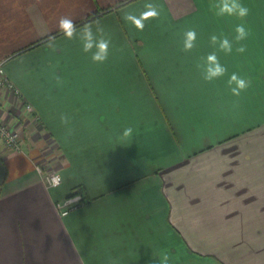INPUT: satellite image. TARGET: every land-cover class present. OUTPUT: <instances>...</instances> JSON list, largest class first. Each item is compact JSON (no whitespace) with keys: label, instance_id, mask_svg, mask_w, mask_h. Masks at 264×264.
Masks as SVG:
<instances>
[{"label":"crops","instance_id":"0c3cea01","mask_svg":"<svg viewBox=\"0 0 264 264\" xmlns=\"http://www.w3.org/2000/svg\"><path fill=\"white\" fill-rule=\"evenodd\" d=\"M146 2L0 0V63L20 95L0 89V123L21 134L17 148L0 139V264H158L162 251L169 264H264V0H241L243 21L217 17L215 0H152L160 17L138 31L123 17ZM63 16L78 29L99 22L107 61L63 36ZM240 23L246 51L218 53L228 73L205 82L196 63L214 50L210 36L233 39ZM233 72L250 84L239 97ZM129 126L132 140L119 139ZM38 165L58 170L60 186ZM75 191L85 202L61 215L54 202Z\"/></svg>","mask_w":264,"mask_h":264},{"label":"clouds","instance_id":"9594fccd","mask_svg":"<svg viewBox=\"0 0 264 264\" xmlns=\"http://www.w3.org/2000/svg\"><path fill=\"white\" fill-rule=\"evenodd\" d=\"M143 7L144 11L140 12L139 15L133 12H126L123 17L126 22L131 23L138 31L144 30L145 21L159 19L161 14L159 6L152 2V0H148ZM210 8L215 10V15L217 17L235 16L241 21H243L250 12V9L243 4L241 0H215V2L210 5ZM93 26V22H89L83 24L78 29L73 19L67 16L61 17L58 21V28L67 40H79L82 51L85 54H90L92 62L102 64L108 59L111 39L105 33L104 28L99 25L98 21L95 22V31H93ZM234 32L235 36L233 39H229V37L223 33L210 36V44L214 50L205 56L199 57L196 63V68L201 72L202 79L205 82L211 83L228 73L227 67L221 64L218 53L231 55L234 43L237 45V47H235L237 53L242 54L246 51V46L242 42L250 35L249 30L244 23H240L235 26ZM182 35V50L186 53L191 52L196 47V29L194 27L189 28L185 30ZM54 40L55 37H49L47 45L53 52L56 51V48L53 46ZM56 81L57 84L61 83L59 77H56ZM227 85L231 95L235 97H239L241 93L250 86L248 80L235 72L229 76ZM59 120L61 125L66 127L70 123V118L66 114H61ZM133 132L134 129L131 126L125 127L119 139L131 141ZM72 134V129L68 128L66 138ZM11 139H13V137L9 136V140ZM61 180L62 178L60 175H53L51 177V186L54 188L59 187ZM158 264H169V254L167 251L159 253Z\"/></svg>","mask_w":264,"mask_h":264},{"label":"built area","instance_id":"2783aa9c","mask_svg":"<svg viewBox=\"0 0 264 264\" xmlns=\"http://www.w3.org/2000/svg\"><path fill=\"white\" fill-rule=\"evenodd\" d=\"M4 67L2 63H0V89H8L13 90L14 85L5 77ZM14 92L19 95L18 90L14 89ZM23 101V100H22ZM21 101V102H22ZM24 107L31 112L32 111V105L28 102L23 101ZM9 136L13 137V139L9 140ZM0 139L3 140L4 144L7 145V147L10 148H17L21 139L20 131L17 129H14L13 127L0 123ZM55 174L60 175L58 172H50L45 175V182L48 186H51V177ZM61 176V175H60ZM74 201V202H73ZM85 202V197L83 194L76 193V194H70L67 197H65L63 200L57 201L55 207L57 211L61 215L67 214L70 210L76 208L77 206H82V204Z\"/></svg>","mask_w":264,"mask_h":264},{"label":"rangeland","instance_id":"374dc122","mask_svg":"<svg viewBox=\"0 0 264 264\" xmlns=\"http://www.w3.org/2000/svg\"><path fill=\"white\" fill-rule=\"evenodd\" d=\"M188 156L189 155H187V157H183L182 159H183V161H187L188 162ZM38 171H41L42 170V168H41V166L40 165H38ZM42 173H43V183L45 182V175L46 174H48V173H50V172H58L59 173V171L57 170H52V171H46V172H44V171H41ZM60 174V173H59ZM62 178V177H61ZM187 179V178H186ZM62 181V180H61ZM45 185L47 186V187H49V188H51L50 186H48L46 183H45ZM174 186V183L173 184H167L166 185V187H173ZM180 190H182V187H180ZM57 201L58 200H56L54 203H55V205H56V203H57ZM60 201V200H59ZM181 202H182V205H183V208H186L185 210L183 209L181 212H180V221H182V222H187V221H189L190 220V212H189V208H187V207H189L188 206V203H189V200H188V195L187 194H184V195H182V200H181ZM198 217H199V222H201L202 224H204V213H198ZM188 228H181L180 230L184 233V232H186L187 234H188V232L186 231ZM194 230V229H193ZM195 236L197 237V239H198V241H197V243L195 244V246L192 248V250H195V252L197 251V252H201V249H202V245L200 244V238L202 239L203 237H204V235H205V228H204V226H202V227H198V228H196V231H195ZM203 248H204V245H203ZM201 255H203V253H201Z\"/></svg>","mask_w":264,"mask_h":264},{"label":"trees","instance_id":"16d2710c","mask_svg":"<svg viewBox=\"0 0 264 264\" xmlns=\"http://www.w3.org/2000/svg\"><path fill=\"white\" fill-rule=\"evenodd\" d=\"M76 193H80V191H75V192H73V194H76ZM72 194V193H71Z\"/></svg>","mask_w":264,"mask_h":264}]
</instances>
